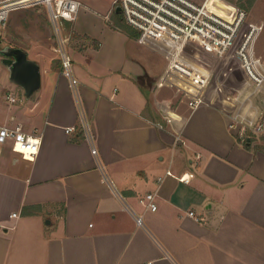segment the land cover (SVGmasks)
<instances>
[{
    "label": "crops",
    "instance_id": "0c3cea01",
    "mask_svg": "<svg viewBox=\"0 0 264 264\" xmlns=\"http://www.w3.org/2000/svg\"><path fill=\"white\" fill-rule=\"evenodd\" d=\"M81 1L76 18L63 22L80 103L45 5L10 12L0 25V50L22 49L41 73L27 96L0 51V125H20L41 142L33 160L9 143L2 149L0 264H264V132L243 141L229 127L233 100L226 105L203 92L204 101L191 105L190 88L210 75L206 68L170 72L160 45L120 26L114 0ZM209 2L236 12L228 0ZM165 82L186 92L175 108L159 96ZM150 191L156 210L140 200Z\"/></svg>",
    "mask_w": 264,
    "mask_h": 264
},
{
    "label": "built area",
    "instance_id": "2783aa9c",
    "mask_svg": "<svg viewBox=\"0 0 264 264\" xmlns=\"http://www.w3.org/2000/svg\"><path fill=\"white\" fill-rule=\"evenodd\" d=\"M39 2L47 7L56 39L54 49L59 54L62 72L69 79L71 89L80 103V81L74 73L73 58L68 45L69 36L63 29V22L76 18L83 4L81 0H0V25L6 23L12 10ZM114 6L124 21L138 30L144 40L168 48L166 54L170 59L169 71L181 76H188L187 70L182 65L189 66V64L182 61L178 65L176 59H180L188 47L195 43L224 57L238 39L242 25L247 18L244 9L238 8L233 16H229L217 10L209 0L202 2L194 0H114ZM260 30L261 27L257 24L250 23V29L244 35L240 47L235 49L236 54L242 60L241 67L244 70L246 82L244 87L238 88L232 97L236 108L228 116L229 127L238 130L243 141L247 139L248 132L253 136L264 132V63L261 57L254 54V43ZM208 82L209 75H206L199 81L197 87L190 88L191 105L196 106L204 101L201 94ZM180 88L189 92L182 86ZM8 99L16 100L11 95H8ZM81 125L86 138L91 143L93 154L98 156L92 129L84 114L81 117ZM75 129L73 125L67 126L69 132ZM8 143L15 152L30 160H33L39 153L41 146L40 138L24 131L20 125L15 127L0 125V158L3 147ZM166 173L172 175L171 170H167ZM104 176L117 193L115 183L108 176ZM179 178L189 181L186 174ZM119 196L124 206L129 209L126 198L121 194ZM156 196L155 191H150L140 200L152 210H156L158 207ZM17 215V212L11 214V216ZM188 215L198 221L203 220V217L194 210H190ZM134 216L139 226L146 227L141 214L134 213ZM3 228L6 227L0 224V229ZM146 264H152V262Z\"/></svg>",
    "mask_w": 264,
    "mask_h": 264
},
{
    "label": "rangeland",
    "instance_id": "374dc122",
    "mask_svg": "<svg viewBox=\"0 0 264 264\" xmlns=\"http://www.w3.org/2000/svg\"><path fill=\"white\" fill-rule=\"evenodd\" d=\"M228 2L232 3L231 5L235 10L241 8L247 13V18L242 25L238 35L239 37L229 52L224 57H221L213 51L193 43L180 56L181 61L185 64H189V66H191V64L196 63L208 70L210 74L209 82L204 88V96L226 105L230 104L237 89L244 87L246 82V76L244 75V70L241 67L242 60L236 54L235 49L240 47L244 35L250 29V23H255L261 27L258 37L254 43V54L261 57V60L264 63V0H228ZM38 4L45 5L42 2L34 3L16 8L12 10L11 13L16 12L17 9L31 7ZM155 44L158 45V43ZM161 48L165 53H167V47L164 48L161 46ZM163 86L164 87L159 91V96L168 98V100H166L167 102L165 101V104H169L170 107L175 108L178 106L177 103L179 104L181 101L186 100V92H180L178 89L172 87L169 82H165ZM187 95L189 96L190 94L187 92ZM234 108H236L235 103Z\"/></svg>",
    "mask_w": 264,
    "mask_h": 264
},
{
    "label": "water",
    "instance_id": "95a60500",
    "mask_svg": "<svg viewBox=\"0 0 264 264\" xmlns=\"http://www.w3.org/2000/svg\"><path fill=\"white\" fill-rule=\"evenodd\" d=\"M0 51L5 55L3 62L10 70L11 79L23 85L27 96H30L41 84L39 65L20 48L8 46Z\"/></svg>",
    "mask_w": 264,
    "mask_h": 264
},
{
    "label": "trees",
    "instance_id": "16d2710c",
    "mask_svg": "<svg viewBox=\"0 0 264 264\" xmlns=\"http://www.w3.org/2000/svg\"><path fill=\"white\" fill-rule=\"evenodd\" d=\"M119 20H120V26L123 27L125 30H127L129 33L135 34V35H139V31L136 30L135 28H133L132 26H130L129 24H127L124 19L122 18V16L119 15Z\"/></svg>",
    "mask_w": 264,
    "mask_h": 264
}]
</instances>
